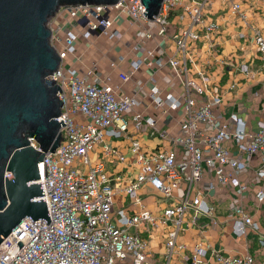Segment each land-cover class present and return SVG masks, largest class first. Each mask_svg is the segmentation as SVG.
<instances>
[{
    "label": "crops",
    "instance_id": "obj_1",
    "mask_svg": "<svg viewBox=\"0 0 264 264\" xmlns=\"http://www.w3.org/2000/svg\"><path fill=\"white\" fill-rule=\"evenodd\" d=\"M201 4L200 20L192 21L180 9L166 15L165 31L160 32V23H139L129 18L119 19L115 28L118 38L93 34L89 39L75 43V53L70 58L71 66L88 80L111 83L117 93L133 98L136 103L123 113L126 130L120 135L105 134L88 152L91 161H101L108 184L112 188L114 211L123 209L126 214L146 209L152 212L153 222L129 229L147 241V257L157 264H187L195 245L205 247L206 253L200 264H217L215 252L223 255H249L253 264H264V198L257 200L256 194L264 189V147L250 155L239 150L236 141L225 142L231 156L244 163L234 175L243 186L220 183L215 168L202 163L200 179L190 185L183 175L170 197L163 196L148 183L137 190L140 198L125 192V188L136 180L140 164L130 152V142L138 139L142 151L147 154L175 151L176 160L186 157L183 145L181 122L186 118L181 107L168 108L166 101L157 106L151 99V89L156 95L166 93L182 99H194L197 109L212 96L219 102L211 105L216 121L234 124L230 115L239 116L246 132H254L258 122L264 121V55L254 42L256 35L264 39V0H198ZM233 3H238L237 9ZM64 29L65 27L62 26ZM189 28L196 38L182 36L183 46L174 39L181 29ZM148 33V36L145 34ZM179 59L185 77L200 84V74L205 76V93L187 87L175 75L170 59ZM141 59L137 70L130 62ZM246 68L243 70V68ZM91 71L90 74L87 72ZM129 75L128 80L119 74ZM200 73V74H199ZM140 114L141 123L135 126L133 117ZM153 118L148 124L146 118ZM204 134L213 132L206 121L198 123ZM107 146L109 150H106ZM123 156L121 160L119 157ZM225 173L229 167L224 166ZM263 172V175H259ZM188 190V191H187ZM199 191V192H196ZM199 196L201 205H207L210 213L195 214L189 207L180 216L164 217V208L178 203L185 196ZM237 208L248 213L258 225L254 231L248 224H240ZM178 219L180 228L175 239L176 247L166 249L167 233L175 228Z\"/></svg>",
    "mask_w": 264,
    "mask_h": 264
},
{
    "label": "built area",
    "instance_id": "obj_2",
    "mask_svg": "<svg viewBox=\"0 0 264 264\" xmlns=\"http://www.w3.org/2000/svg\"><path fill=\"white\" fill-rule=\"evenodd\" d=\"M238 3H233L237 9ZM201 4L198 0H163L159 13L148 18L140 0H117L111 4H76L58 7L48 20L51 30L50 43L59 55V64L55 71L47 76L54 81L60 91L56 92L61 100L60 125L62 138L53 152H46L42 161L41 183L49 221L46 224L41 218H22L0 242V264H157L147 256V241L138 233L129 229L153 222L151 211L141 209L134 214H126L123 209L114 211L112 188L104 173L101 161H91L88 152L100 142L105 134L120 135L126 130L127 123L122 118L136 101L125 94L117 93L111 83L88 81L75 67L70 58L75 53V43L80 38L89 39L93 34H104L108 38H118L120 33L115 28L119 19L129 18L139 23L156 21L165 31L166 15L176 9L186 13L192 21L200 20ZM62 26L65 28L63 29ZM189 28L181 29L174 34L179 46H183L182 36L192 34ZM148 36V33L145 34ZM254 42L264 55V39L256 35ZM175 75L187 87L198 93H205L206 77L200 73V84L185 77L179 59L169 60ZM141 59L132 60V70H137ZM246 68L244 67L243 70ZM91 71L87 72L90 74ZM126 81L129 75L119 74ZM157 88L151 89V99L161 106L166 101L168 108L181 107L186 118L180 124L182 136L178 141L186 153L184 159L176 160L173 150L147 154L141 150L138 139L130 142V152L140 164L136 180L125 188V192L140 201L137 190L143 183H148L165 197H170L173 188L177 187L183 175L188 187L196 183L201 176L202 163L215 168L218 181L242 188L234 175L244 167V163L231 156L225 142L231 137L236 141L240 151L248 155L264 147V121L258 122L254 132H246L243 120L230 115L233 130H228V123L216 121L211 113V105L219 102L216 96L209 98L197 109H193L194 99L183 96L182 99L172 93L163 97L156 95ZM135 126L140 125V114L133 117ZM200 121H206L213 127V132L204 134L198 127ZM146 122L153 124V118ZM30 144L38 148L30 139ZM106 150H110L104 146ZM121 160L123 156L119 157ZM224 166L229 167L225 173ZM10 176L9 173H5ZM263 175V172H259ZM190 190V187L188 188ZM187 190V191H188ZM199 192V191H196ZM257 200L264 198V189L256 194ZM191 207L195 214L210 213L207 205H201L198 194L188 195L178 203L164 208V217H180ZM241 216L240 224H248L254 231L258 225L251 216L237 208ZM174 229L167 233L166 249L176 247L177 231L180 228L178 219ZM264 243V237L262 241ZM206 253L204 246L197 244L187 264H200ZM217 264H253L247 255H223L215 252Z\"/></svg>",
    "mask_w": 264,
    "mask_h": 264
},
{
    "label": "water",
    "instance_id": "obj_3",
    "mask_svg": "<svg viewBox=\"0 0 264 264\" xmlns=\"http://www.w3.org/2000/svg\"><path fill=\"white\" fill-rule=\"evenodd\" d=\"M116 1L0 0V242L25 216L49 221L36 180L42 178L44 154L60 143L64 123L56 119L59 86L47 79L60 60L48 20L63 5ZM140 2L144 15L153 18L163 0Z\"/></svg>",
    "mask_w": 264,
    "mask_h": 264
}]
</instances>
